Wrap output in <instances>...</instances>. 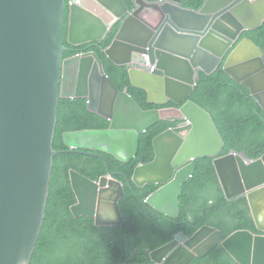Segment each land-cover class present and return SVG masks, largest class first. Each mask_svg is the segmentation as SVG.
Instances as JSON below:
<instances>
[{
  "label": "water",
  "instance_id": "95a60500",
  "mask_svg": "<svg viewBox=\"0 0 264 264\" xmlns=\"http://www.w3.org/2000/svg\"><path fill=\"white\" fill-rule=\"evenodd\" d=\"M182 1L131 0L129 10L123 0H70L71 46L99 42L119 24L102 49L105 56L128 69L131 86L146 91L148 103L182 105L143 111L128 89L117 90L94 52L64 59L67 0H0V264H31L60 154L94 156L106 165L107 175L98 182L70 171L75 217H91L98 227L124 226L118 207L124 189L114 179L124 175L113 173L100 154L130 162L139 136L160 121L184 125L154 138V160L136 168L132 181L157 185L182 168L147 198L149 207L178 218L183 186L196 174L194 161L216 157L225 196L247 198L256 229L264 234V156L251 160L232 151L220 157L225 143L212 116L189 100L200 72L210 75L225 61L223 70L264 109V50L249 38L236 45L244 32L264 25V0H207L199 11L184 9ZM62 98H86L89 111L109 121V128L66 133L68 149L56 151ZM192 112L204 116L210 128ZM220 244L239 264H264V235L237 231L224 239L209 226L192 237L178 234L151 255V264H191Z\"/></svg>",
  "mask_w": 264,
  "mask_h": 264
},
{
  "label": "trees",
  "instance_id": "16d2710c",
  "mask_svg": "<svg viewBox=\"0 0 264 264\" xmlns=\"http://www.w3.org/2000/svg\"><path fill=\"white\" fill-rule=\"evenodd\" d=\"M132 9L131 0H123ZM206 0H183V6L199 10ZM68 13L66 25L68 24ZM67 28V26H66ZM119 24L103 41L72 47L64 53L72 57L78 51H93L103 63L104 70L118 91L128 89L143 110L160 107L147 103L144 90L132 87L128 70L109 61L102 50L107 48ZM252 39L264 50V26L245 32L243 38ZM223 64L213 74H200V81L189 100L206 110L213 118L220 132L225 148L221 156L232 150L245 153L251 159L264 155V122L257 115V109L264 112L251 97L248 87L232 79L224 70ZM110 123L90 112L85 99H62L59 107V120L55 137V149H66L64 134L84 129H107ZM172 124L159 122L139 137V152L129 163H120L109 155H104L113 172L131 178L138 164L149 163L154 159L153 139ZM196 174L187 183L181 197L183 208L179 219L170 220L155 214L141 200L156 190L153 185L132 190L125 185V195L119 202V210L126 224L122 227H97L90 217L76 218L71 208L76 204V195L70 180V171L76 170L86 178L97 181L106 176L105 163L99 158L84 154H63L55 158L50 197L48 200L45 224L39 238L31 264H139L151 261L147 249H156L171 242L175 235L185 232L192 236L203 226H211L223 232L224 238L240 231L256 230L248 201L245 197L227 200L222 190L214 158L198 159ZM117 180L125 182L124 177ZM192 264H239L223 246H219L205 258H197Z\"/></svg>",
  "mask_w": 264,
  "mask_h": 264
},
{
  "label": "clouds",
  "instance_id": "9594fccd",
  "mask_svg": "<svg viewBox=\"0 0 264 264\" xmlns=\"http://www.w3.org/2000/svg\"><path fill=\"white\" fill-rule=\"evenodd\" d=\"M207 1V0H206ZM205 1V2H206ZM218 3V2H217ZM205 4V3H204ZM203 4V5H204ZM133 7V6H132ZM181 7H183L184 9H188V8H185L184 6H183V1H182V5H181ZM203 7V6H202ZM201 7V8H202ZM200 8V9H201ZM68 9H70V0H67V11H68ZM199 9V10H200ZM190 10H192V9H190ZM199 10H197V11H199ZM194 11H196V10H194ZM66 15H67V12H66ZM188 24V23H187ZM68 25H69V20H68V24L66 25V16H65V23H64V45L66 46V44H65V38L67 37V43H68ZM66 26H67V28H66ZM116 26V25H115ZM114 26V27H115ZM264 26V25H263ZM263 26H260V27H263ZM259 28V27H258ZM258 28H256V29H258ZM255 30V29H254ZM249 31H252V30H249ZM113 32V31H112ZM246 32H248V31H246ZM111 34V33H110ZM245 34V32L241 35V37H240V39L236 42V45H238L243 39H245V38H248V37H245V38H243V35ZM106 38V37H105ZM104 38V39H105ZM103 39V40H104ZM250 39V38H249ZM103 40H101V41H103ZM252 40V39H251ZM113 41V40H112ZM100 42V41H99ZM99 42H96V43H94V44H97V43H99ZM69 44V43H68ZM90 44H92V43H89V45ZM70 45V44H69ZM85 45H88V44H85ZM257 45V44H256ZM71 46V45H70ZM81 46H83V45H81ZM97 46H98V44H97ZM110 46V45H109ZM108 46V47H109ZM258 46V45H257ZM72 47H74V46H72ZM78 47H80V46H78ZM260 47V46H259ZM66 48H68L67 46H66ZM68 49H70V48H68ZM100 49L102 50L103 48H101L100 47ZM106 49V48H105ZM73 51H76V49H72ZM104 50V49H103ZM232 51V50H231ZM230 51V52H231ZM87 52H93V51H85V50H83V51H78V52H76V54L74 55V56H78V55H81V54H84V53H87ZM103 52V51H102ZM229 52V53H230ZM95 53V52H94ZM104 53V52H103ZM229 53H228V55H229ZM96 54V53H95ZM105 55V54H104ZM107 58V57H106ZM64 59H68V58H65V56H64ZM100 59V58H99ZM108 59V58H107ZM109 60V59H108ZM110 61V60H109ZM102 62V61H101ZM224 63H225V61H224ZM103 64V63H102ZM221 66V65H220ZM104 67V66H103ZM223 67H224V64H223ZM128 70V69H127ZM218 70V69H217ZM216 70V71H217ZM106 73V72H105ZM202 72H200V74H201ZM204 73V72H203ZM129 74V73H128ZM213 74V73H212ZM228 74V73H227ZM211 75V74H210ZM229 75V74H228ZM108 76V75H107ZM230 76V75H229ZM231 77V76H230ZM232 78V77H231ZM130 79V78H129ZM233 79V78H232ZM235 80V79H234ZM236 81V80H235ZM112 82V81H111ZM236 82H238V81H236ZM239 83V82H238ZM131 84V83H130ZM198 84V83H197ZM241 84V83H240ZM241 85H243V84H241ZM245 86V85H244ZM133 87V86H132ZM247 87V86H246ZM250 90V89H249ZM146 92V91H145ZM250 93H251V90H250ZM129 94V93H128ZM130 95V94H129ZM146 95H147V93H146ZM131 96V95H130ZM132 97V96H131ZM191 97V96H190ZM251 97L253 98V96H252V93H251ZM133 98V97H132ZM63 99V98H62ZM61 99V100H62ZM65 99H78V98H65ZM82 99H85L86 100V103H87V99L86 98H82ZM254 99V98H253ZM61 100H60V103H61ZM255 100V99H254ZM255 102L256 103H258L256 100H255ZM137 103V102H136ZM148 103V102H147ZM169 103H171V102H169ZM169 103H167L166 105H168ZM148 104H150V103H148ZM173 104V103H172ZM150 105H152V104H150ZM166 105H162V106H166ZM258 105L260 106V108L262 109V111L264 112V109H263V107L258 103ZM139 107H140V105H138ZM153 106H158V105H153ZM182 105H179V106H176L175 105V107H160V108H153V109H158V110H163V109H165V110H167V109H173V108H180ZM59 107H60V105H59ZM159 107V106H158ZM87 108H88V104H87ZM141 108V107H140ZM142 109V108H141ZM153 109H150V110H153ZM89 110V109H88ZM143 110V109H142ZM143 111H148V110H143ZM257 111L258 112H256L257 113V115H259V116H261V120L264 122V116L263 115H261V113L259 112V110L257 109ZM91 112V111H90ZM95 114V113H94ZM97 115V114H96ZM99 116V115H98ZM101 117V116H100ZM103 118V117H102ZM58 120H59V113H58ZM106 120V119H105ZM109 122V121H108ZM161 122V121H160ZM163 122H168V123H171L172 125L170 126V127H168L165 131H167V130H169V129H174V128H176V127H179V126H181V125H184V122L183 121H163ZM110 123V122H109ZM58 125V124H57ZM110 126V125H109ZM153 127V126H152ZM109 128V127H108ZM107 128V129H108ZM84 130H90V129H84ZM97 130H102V129H97ZM149 130V129H148ZM79 131H81V130H79ZM165 131H163V132H165ZM56 132H57V130H56ZM73 132H76V131H73ZM162 132V133H163ZM161 134V133H160ZM159 134V135H160ZM65 135V134H64ZM142 135V134H141ZM55 137H56V135H55ZM140 137V136H139ZM157 137V136H156ZM222 137V136H221ZM223 139V138H222ZM154 140V139H153ZM224 141V140H223ZM225 143V142H224ZM64 144H65V141H64ZM54 145H55V141H54ZM154 146V145H153ZM66 147V146H65ZM55 148V147H54ZM154 148V147H153ZM225 148V147H224ZM68 148L66 147V149H64V150H67ZM56 150V149H55ZM64 150H61V151H64ZM56 151H58V150H56ZM155 151V150H154ZM232 151H234V152H236V153H238V154H241V155H246L245 153H239V152H237L236 150H232ZM231 151V152H232ZM139 152V151H138ZM223 152V151H222ZM230 152V153H231ZM229 153V154H230ZM64 154H81V153H64ZM222 154V153H221ZM60 155H63V154H60ZM85 155V154H84ZM100 155H102V156H104V155H106V154H100ZM228 155V154H227ZM59 156V155H58ZM89 156V155H88ZM110 156V155H109ZM226 156V155H225ZM264 156V155H263ZM262 156V157H263ZM57 157V156H56ZM55 157V158H56ZM91 157H94V156H91ZM112 157V156H111ZM154 157H155V153H154ZM220 157H222L221 155H220ZM246 157H247V155H246ZM95 158H98V157H95ZM106 158V157H105ZM114 158V157H113ZM136 158V157H135ZM134 158V159H135ZM206 158H211V157H206ZM214 158V160L216 159V157H213ZM247 158H249V157H247ZM261 158V157H260ZM260 158H258V159H260ZM115 159V158H114ZM200 159H203V158H200ZM249 159H251V158H249ZM258 159H251V160H258ZM116 160V159H115ZM154 160V159H153ZM152 160V161H153ZM198 160V159H197ZM197 160H195L194 161V164H195V167H196V161ZM108 161V160H107ZM132 161V160H131ZM151 161V162H152ZM54 162H55V160H54ZM119 162V161H118ZM109 163V162H108ZM121 163V162H120ZM129 163V162H128ZM145 164H147V163H145ZM109 165H110V163H109ZM141 165H144V164H138L137 166H136V168H138L139 166H141ZM136 168L134 169V171H133V174H132V176H131V178L129 179V178H127L124 174V180H125V178H127V180L128 181H130V183H129V185H128V188L129 189H131L132 190V185H134V186H136V187H138V188H144L145 186H147V185H153V186H155L156 187V190L154 191V192H157L159 189H161L163 186H165V185H167V184H169L171 181H173L174 179H175V177H176V174L180 171V169L182 168H179V169H175L174 170V174H173V176H172V178L170 179V180H167V181H165L164 183H158L157 185H154V184H146V185H144V186H138L136 183H134L133 181H132V178H133V175H134V172H135V170H136ZM216 169V168H215ZM72 170H74V169H72ZM111 170V169H110ZM76 171V170H75ZM77 172V171H76ZM113 172V171H112ZM196 172H197V170H196ZM217 172V171H216ZM113 173H117V174H119V172H113ZM80 174V173H79ZM120 174H122V173H120ZM82 175V174H81ZM107 175V174H106ZM84 176V175H83ZM119 175H117V176H115L114 177V179H116V177H118ZM195 176V175H194ZM102 177H104V176H102ZM122 177V176H121ZM139 178V177H138ZM192 178V177H191ZM190 178V179H191ZM218 178H219V176H218ZM189 179V180H190ZM117 180V179H116ZM189 180L184 184V186H183V191H182V195H183V193H184V189H185V187H186V185H187V183L189 182ZM117 181H119V180H117ZM219 181H220V179H219ZM119 182H121V181H119ZM121 184L123 185V189H124V195H125V185H126V183L124 182H121ZM220 184H221V182H220ZM221 187H222V185H221ZM51 188V187H50ZM223 190V189H222ZM154 192H152L151 194H149L145 199H143V200H141L142 201V203L143 204H146L148 207H149V205L147 204V202H146V200H147V198L150 196V195H152ZM224 192V191H223ZM182 195H181V197H182ZM225 195V194H224ZM124 197V196H123ZM181 197H180V199H179V203H180V214H179V217L182 215V208H183V203H182V200H181ZM242 197H244V196H242ZM237 198H239V197H237ZM226 199H227V197H226ZM236 199V198H235ZM247 199V198H246ZM228 200V199H227ZM233 200V199H232ZM121 201V200H120ZM119 201V202H120ZM248 201V200H247ZM77 203V202H76ZM249 204V203H248ZM76 205V204H75ZM74 206V205H73ZM72 206V207H73ZM250 207V206H249ZM149 208H151L152 210H153V212L155 213V214H160V215H162V216H166V218L167 219H170V220H176V219H179V217L178 218H171V217H169V216H167V215H165V214H163V213H160L159 211H157V210H154L152 207H149ZM71 211H72V208H71ZM47 213V212H46ZM73 213V212H72ZM252 214V213H251ZM74 215V214H73ZM75 216V215H74ZM124 217V216H123ZM253 217V216H252ZM79 218V217H78ZM125 220V219H124ZM253 220H254V218H253ZM255 222V221H254ZM45 224V223H44ZM125 224H126V221H125ZM255 226H256V224H255ZM122 227V226H121ZM204 227V226H203ZM202 227V228H203ZM209 227H211V226H209ZM212 228H214V227H212ZM201 229V228H200ZM199 229V230H200ZM216 229V228H215ZM198 230V231H199ZM218 230V229H217ZM257 230V229H256ZM198 231H196V232H198ZM220 231V230H219ZM240 231H248V230H240ZM258 231V230H257ZM195 232V233H196ZM222 232V231H221ZM251 232V231H250ZM259 232V231H258ZM180 233H185V232H180ZM180 233H178V234H180ZM195 233L192 235V236H194L195 235ZM223 233V232H222ZM252 233H254V232H252ZM178 234H176L175 235V237H174V239L171 241V242H173L174 240H175V238H176V236L178 235ZM186 234V233H185ZM234 234V233H233ZM254 234H256V233H254ZM187 235V234H186ZM232 235V234H231ZM230 235V236H231ZM256 235H264V234H262L261 232H259V234H256ZM188 236V235H187ZM192 236H188V237H192ZM223 236H224V234H223ZM229 237V236H228ZM227 237V238H228ZM224 239H226V238H224ZM171 242H169V243H171ZM169 243H167V244H165V245H168ZM221 246H223L222 244H220ZM219 245V246H220ZM218 246V247H219ZM217 247V248H218ZM216 248V249H217ZM157 249L158 248H156V249H154V250H152V249H147V253H148V255L150 256V258H151V261L150 262H148L149 264H151V263H153V260H152V254L153 253H155V251H157ZM214 251V250H213ZM212 251V252H213ZM36 252V251H35ZM228 252V251H227ZM229 253V252H228ZM210 254V253H209ZM208 254V255H209ZM230 254V253H229ZM231 255V254H230ZM232 256V255H231ZM34 257V256H33ZM233 257V256H232ZM198 258H200V257H198ZM205 258V257H204ZM197 259V258H196ZM33 260V259H32ZM195 260V259H194ZM193 260V261H194ZM235 260V259H234ZM192 261V262H193ZM236 261V260H235ZM237 262V261H236ZM238 263V262H237ZM192 264V263H191Z\"/></svg>",
  "mask_w": 264,
  "mask_h": 264
},
{
  "label": "bare ground",
  "instance_id": "6f19581e",
  "mask_svg": "<svg viewBox=\"0 0 264 264\" xmlns=\"http://www.w3.org/2000/svg\"><path fill=\"white\" fill-rule=\"evenodd\" d=\"M68 50H72V49H68ZM67 50V51H68ZM72 57H75V56H72ZM72 57H69V58H72ZM120 92H123V91H120ZM193 113V115H195L196 117H197V119H198V121H199V123H200V125L201 126H203V127H205V128H207V129H209L210 128V125H209V123H208V120L204 117V116H202L201 114H199V113H197V112H192ZM203 129V133L204 134H207V130L206 129ZM70 133V132H69ZM66 134V133H65ZM85 152V151H84ZM101 178V177H100ZM99 178V179H100ZM99 179L97 180V181H94V182H98L99 181ZM70 180H71V174H70ZM90 180V179H89ZM71 184H72V182H71ZM72 188H73V186H72ZM74 190V189H73ZM74 193H75V191H74ZM76 195V194H75ZM118 207H119V205H118ZM120 211V210H119ZM121 213V212H120ZM81 217H86V216H81ZM91 218V217H90ZM94 224H95V222H94ZM96 226V225H95ZM98 227V226H97ZM39 242V241H38ZM38 245V244H37ZM166 245H164V246H162V247H160L159 249H157V251H159V250H161L163 247H165ZM157 251H155V252H157ZM139 264H149V263H139Z\"/></svg>",
  "mask_w": 264,
  "mask_h": 264
}]
</instances>
